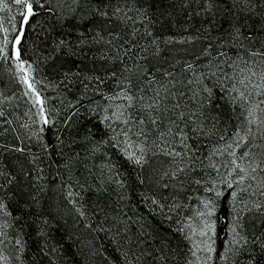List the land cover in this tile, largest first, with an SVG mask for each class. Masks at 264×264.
Here are the masks:
<instances>
[{"label": "snow or ice", "instance_id": "6c2138e0", "mask_svg": "<svg viewBox=\"0 0 264 264\" xmlns=\"http://www.w3.org/2000/svg\"><path fill=\"white\" fill-rule=\"evenodd\" d=\"M89 3L90 9L86 8ZM14 4L24 25L37 14L34 5L44 8L47 4V11H53L50 0H14ZM193 4L200 9L195 15H214L216 0H172L171 6L187 16ZM57 6L66 7L70 16L99 23L80 32L75 43L57 42L56 50L73 54L86 55L84 49H88L94 67L88 73L65 72L56 87L78 83L83 94L91 91L100 96L103 104L96 107L111 136L97 142L94 151L112 144L125 162L150 174L149 182L160 199L156 194L145 199L155 208L176 214L177 231L190 244L184 264H264V230L257 234L249 229V225L252 229L257 223L264 225V0H233L234 11L224 30L227 39L217 37L215 42H206L209 29L203 26L188 35H165L157 25L162 27L160 17L166 10L160 17L154 12L150 15L153 0H71ZM3 9L11 10L0 0ZM9 23L11 32L17 34L10 40V29L0 22V61L14 65L22 95L31 105L26 114L36 117L32 124L40 126L32 130L22 123L21 128L29 130L28 139L40 140L43 126L55 123L51 118L55 108L48 106L44 95L51 82L36 79L37 69L24 58L20 47L23 28L17 29L15 17ZM205 23L211 26L214 20ZM197 41L206 43L197 50ZM0 97L4 102L12 99L3 92ZM217 100L228 110L223 127ZM0 118L4 124H12L4 103H0ZM14 151L24 153L25 149L16 147ZM32 163L36 174L30 196L39 203L38 197L47 191V177L35 156ZM30 175L25 172V177ZM0 178V192L18 183L15 175L3 171ZM116 183L123 187L122 181ZM191 186L198 193L194 204L189 197L180 196ZM58 187L63 190L65 185ZM71 189L68 184L66 197L84 217L83 204L72 199ZM168 192L170 197L163 195ZM223 203L228 205L231 220L224 217L230 239L221 253L216 247L217 212ZM20 219L9 210L5 196H0V264H25L23 227L16 228ZM9 245L15 255L8 251Z\"/></svg>", "mask_w": 264, "mask_h": 264}, {"label": "trees", "instance_id": "16d2710c", "mask_svg": "<svg viewBox=\"0 0 264 264\" xmlns=\"http://www.w3.org/2000/svg\"><path fill=\"white\" fill-rule=\"evenodd\" d=\"M153 2L154 9L150 15L154 12L155 17H160V13L166 10L165 16L160 17L162 27L157 25L165 35H188L203 26L209 29L206 42H215L217 37L227 39L224 30L234 11L231 8L233 0H216L212 17L195 15L200 11L195 4L186 16L172 8V0ZM70 3L71 0H53L51 13L47 7L34 6L37 14L29 20L21 40L24 58L37 69L36 79L43 80L45 84L51 82L44 95L48 97V106L55 108L51 117L55 123L43 126L40 140L35 137L28 139L29 130L21 128L22 123H28L32 130H38L40 126L32 124L36 117L26 114L31 105L23 97L22 89L16 91L12 88L17 78L0 67V92L12 97L7 102L0 97L7 118L12 121L7 125L0 118V171L15 175L18 180V183L8 186L6 192H0V196H5L13 215L21 217L16 228L23 227L26 247L22 259L25 264H184L190 244L184 234L177 231L180 224L176 214L155 208L145 199L156 194L155 186L149 182L150 174L141 172L131 162H125L120 150L112 144H105L94 151L97 142L111 136L101 118L102 113L96 107L103 104L100 96L91 91L83 94L78 83L68 88L63 85L56 87L65 72L80 70L88 73L94 67L88 49H84L86 55L79 51L73 54L71 50H56L60 39L75 43L80 32L99 23L87 18L81 20L78 15L70 16L66 7L57 6ZM91 7V3L86 5L88 9ZM169 16L170 19L167 18ZM188 16L192 19L188 20ZM209 19L214 20L211 26L205 23ZM206 42L197 41V50ZM95 66L100 67L99 64ZM215 103L220 105L217 112L223 127L227 123V106L222 100ZM201 140L205 145L208 143L203 138ZM42 146L47 147V151ZM16 147L24 148V153L14 151ZM34 156L47 177V191L38 197L39 203L30 196L34 191L31 184L36 174L32 163ZM66 162L68 167L64 166ZM25 172L32 175L25 177ZM138 177L145 180L143 185ZM118 180L123 182V187L116 183ZM0 183H3V178H0ZM62 183L65 188L59 190ZM68 184L72 185V199L83 204L84 217L75 211L66 197ZM194 189L195 186H191L181 192V198L187 196L194 204V197L198 195ZM163 195L170 197L171 192ZM156 198L160 199V194H156ZM228 212L226 203L217 212L216 246L221 253L229 239L224 219L227 216L228 221L231 220ZM88 224L92 227H87ZM249 229L259 234L264 225L257 223L255 229L249 225ZM41 232L46 236L42 237ZM217 264L223 262L217 261Z\"/></svg>", "mask_w": 264, "mask_h": 264}, {"label": "rangeland", "instance_id": "374dc122", "mask_svg": "<svg viewBox=\"0 0 264 264\" xmlns=\"http://www.w3.org/2000/svg\"><path fill=\"white\" fill-rule=\"evenodd\" d=\"M3 2L7 3L11 9L10 11L8 9L0 10V22L3 23L4 27H8L10 29L9 39L11 40L17 34L15 32H11V25L9 23L10 17H15L16 27H17V29L23 28V35H24L26 25L22 24L21 16L19 14L17 6L14 4V0H3ZM50 2H53V0H50ZM45 7H48V5L46 4ZM2 37H3V33H0V38H2ZM21 40H22V38H21ZM0 67H1L2 71H5V73L9 74L10 76L13 74L15 77L14 65L11 64V61H8V62L0 61ZM15 78H17V77H15ZM12 88H14L16 91H18V90L21 91V89H23V85L18 84L15 81V83H13V85H12ZM24 105H25V103L22 102V106H24ZM229 239H230V237H229ZM8 251L11 252L12 255H15V251L11 245H9ZM242 264H243V262H242Z\"/></svg>", "mask_w": 264, "mask_h": 264}]
</instances>
